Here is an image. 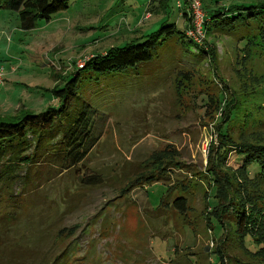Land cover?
I'll list each match as a JSON object with an SVG mask.
<instances>
[{
    "label": "rangeland",
    "instance_id": "374dc122",
    "mask_svg": "<svg viewBox=\"0 0 264 264\" xmlns=\"http://www.w3.org/2000/svg\"><path fill=\"white\" fill-rule=\"evenodd\" d=\"M200 1L205 18L206 11L254 2ZM178 2L184 6V0H70L69 9L27 32L16 13L0 11L1 84L14 85L9 93L0 87V116L21 104L35 113L58 107L50 92L79 62L157 31L166 16L183 31ZM144 13L150 19L137 26ZM246 37L242 31L205 37L213 60L211 53L200 59L163 43L150 63L82 81L72 107L83 101L104 116L101 138L69 171L44 162L8 169L12 179L0 181V264L264 262V238H239L224 229L226 220L209 217L218 206L208 185L209 159L226 140L218 134V97L226 107L239 104L264 116V49L250 48ZM256 131L228 134L264 144V125ZM240 163L232 152L222 172L231 174ZM247 172L252 178L255 166ZM180 191L184 215L171 206ZM260 207L264 214V201Z\"/></svg>",
    "mask_w": 264,
    "mask_h": 264
},
{
    "label": "trees",
    "instance_id": "16d2710c",
    "mask_svg": "<svg viewBox=\"0 0 264 264\" xmlns=\"http://www.w3.org/2000/svg\"><path fill=\"white\" fill-rule=\"evenodd\" d=\"M69 3L70 0H0V11L16 13L20 29L29 31L36 28L37 22H49L54 15L69 9ZM206 12L205 37L234 36L242 31L248 34L246 38L250 48L256 47L260 52L263 51L264 0ZM181 14L187 24L189 19L185 8ZM170 18L166 16V19L160 21L157 31L143 35L124 47L111 48L104 54L93 55L81 61V66H77V70L66 79L62 87L55 85L51 90V97L59 102L58 107L49 106L36 113L20 110L0 116V181L2 179L7 182V176L12 179V175H8V169L13 172L17 166L30 163L58 164L62 171H69L82 163L92 152L101 138L105 121L104 116L86 102L81 101L76 107H72L82 81L94 78V83L99 82L106 76L150 63L154 58L155 49L163 43L172 47L179 45L181 49L200 59L209 57L211 53V60L214 59L215 51L206 49V40L202 44L191 42L185 36V28L183 31L178 30ZM239 39H244L243 34ZM257 54L263 56L262 53ZM222 103L218 97L217 104L221 107L222 119L218 134L220 139L226 140H221L209 159L208 185L211 184V190L217 193L215 197L218 202V206L210 209L209 217L226 220L228 225L224 229L230 227L239 238L251 233L261 239L264 238V214L263 208L260 207V202L264 201V144L239 138L238 142L233 141L229 139L231 135L228 133L230 129L234 135H252L254 131L257 132V127L264 125V116L253 108L245 112L247 109H242L239 104L226 107ZM257 109L260 111V108ZM253 110L256 118L252 117ZM249 131L251 132L247 134ZM232 152L239 155L240 167L232 168L234 172H230L231 174H225L221 164L226 162ZM251 165L256 168L252 178L247 172ZM3 168L5 169L2 170ZM150 175L156 178L161 176L153 173ZM6 192H9L8 186ZM171 206L180 215L186 213V198L181 191ZM260 259L264 260V256ZM257 264L264 262L258 261Z\"/></svg>",
    "mask_w": 264,
    "mask_h": 264
},
{
    "label": "built area",
    "instance_id": "2783aa9c",
    "mask_svg": "<svg viewBox=\"0 0 264 264\" xmlns=\"http://www.w3.org/2000/svg\"><path fill=\"white\" fill-rule=\"evenodd\" d=\"M179 8H185L188 13V23L185 26V36L195 44H202L205 39L204 22L206 21L202 2L200 0H184V6L178 2ZM150 14L145 15L148 19ZM81 63V62H79ZM78 66H81L78 64ZM2 72L0 69V84L3 81Z\"/></svg>",
    "mask_w": 264,
    "mask_h": 264
},
{
    "label": "crops",
    "instance_id": "0c3cea01",
    "mask_svg": "<svg viewBox=\"0 0 264 264\" xmlns=\"http://www.w3.org/2000/svg\"><path fill=\"white\" fill-rule=\"evenodd\" d=\"M150 17H151V15H150ZM150 19V18H149ZM144 20V21H143ZM143 21V22H142ZM145 21H148L147 19H145V13H144V15L141 17V19L140 20H138L137 22H136V24H137V26L138 25H142ZM159 22V21H158ZM135 24V25H136ZM185 26H186V24H185ZM20 28V27H19ZM22 30V29H21ZM22 31H24V30H22ZM29 31H31V30H29ZM27 32V31H26ZM5 80V79H4ZM14 81H11V83H13ZM10 82H8V81H4V83L3 84H0V87H3V89L1 90L2 92H5V93H9L10 91H13L14 89H8V87H10V86H12V87H14V85H8ZM12 96V95H11ZM1 99V98H0ZM55 100V99H54ZM45 105V102L44 101H41L40 102V106H44ZM20 110H25V111H29V109L28 108H26L25 107V105L24 104H21L20 105V107L18 108V110H16L15 111V113H17V112H19ZM29 112H34V111H29ZM9 114V113H8ZM5 115H7V114H5Z\"/></svg>",
    "mask_w": 264,
    "mask_h": 264
}]
</instances>
